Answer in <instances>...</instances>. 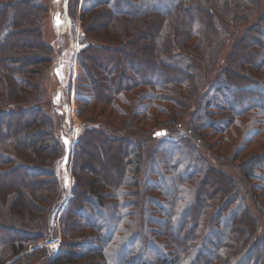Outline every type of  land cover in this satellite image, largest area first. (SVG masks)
Masks as SVG:
<instances>
[{
  "label": "trees",
  "instance_id": "16d2710c",
  "mask_svg": "<svg viewBox=\"0 0 264 264\" xmlns=\"http://www.w3.org/2000/svg\"><path fill=\"white\" fill-rule=\"evenodd\" d=\"M8 1L0 0V231L12 227L14 234L6 240L0 238V264H34L45 261L46 256L48 264H95L94 259L99 264H264V254L258 258L259 254L248 252L256 237L249 239L244 233L256 223L245 200L250 195L256 201L264 200V150L242 165L238 178L214 169L200 150L202 144L210 141L212 145L211 139L217 138L232 150L233 157L248 144L264 140V0H63L66 20L73 29L70 60L61 63L66 114L55 109L51 99L45 110H26L22 105L16 110L19 92L27 93V81L13 73L4 53L12 47L22 49L18 68L23 71L35 60L33 55L47 57L46 65L39 64L42 77L39 74L30 88L32 103L38 101L45 71L61 82L59 66H53L60 61L55 47L42 36V20L52 10L38 1ZM15 12L34 25L32 38L38 47L32 52L24 49L30 36L17 29ZM217 12L225 20L218 19ZM100 20L110 31L100 40L103 44L97 45L90 42V33ZM219 20L231 25L234 33L244 30L231 62L248 78L240 85L233 73L229 77L220 73L200 96V87L184 60L187 56L208 59L221 38ZM126 33L136 40L149 38L145 51L164 63L165 78L145 60L142 64L152 74L137 73L132 65L137 56L125 52L129 44ZM75 39L79 42L76 53ZM101 54H125L129 67L124 81L117 78L121 73L117 69L111 75L104 68L102 82L93 78L87 58L99 60ZM42 57L36 60L43 61ZM223 80L226 86L218 85ZM73 88L80 114L97 110V104L104 102L122 112L124 106H132L131 116L137 115L139 120L170 113L176 106L175 114L184 116L183 109L189 105L203 108L197 113L201 110L204 117H194L189 139L179 141L158 137L156 131L149 138L139 137L137 133L149 132L123 120L119 128L131 134L111 135L114 129L108 124L89 119L78 127L74 138L69 104ZM4 122L16 129L11 132ZM235 128L242 133L241 143L231 139L230 132L238 135ZM105 137L111 143L129 144V150L122 146L110 150L109 165L114 173L96 174L93 167L101 162L103 151L92 154L87 147L108 143ZM18 173L41 188L39 196H43L38 201L26 190L31 200L25 202L21 194L10 191ZM209 180L212 191L206 187ZM253 180L256 184L250 194L245 193L244 187ZM16 209L25 212L15 214ZM261 210L264 216V207ZM31 211L41 212L44 221L41 217L29 221ZM22 215H27L26 220L15 219ZM57 219L60 242L45 245L54 238ZM23 223L28 227L16 228Z\"/></svg>",
  "mask_w": 264,
  "mask_h": 264
},
{
  "label": "rangeland",
  "instance_id": "374dc122",
  "mask_svg": "<svg viewBox=\"0 0 264 264\" xmlns=\"http://www.w3.org/2000/svg\"><path fill=\"white\" fill-rule=\"evenodd\" d=\"M9 1L17 2L19 0H9ZM27 1H30L33 3L38 1L37 3H39V5H42L46 9L52 10L51 16L48 13L46 16H44L42 20L43 21V32H44V34L42 33V36L44 35L43 38L48 43H50L52 46H54L56 49V57L58 58L60 62L54 63L53 66L55 67L56 64H58L59 67L57 69V72L60 73L61 75L60 76L61 82L58 80H56L55 82V80H53L54 75L51 76V71H45L44 78H43L44 81L41 84V86H38V90H37L36 99L38 101L35 103H32V101L35 99L32 93L33 89H30V88L35 82V78L39 74H41L40 73L41 71H39V64L46 65V62L48 61V59L45 55L35 54L31 57V58H35V60L33 59L31 64L28 63L26 65V67H28V71H23L22 69L18 68L19 67L18 65L20 64L19 57H20V53L22 52V49H20L19 51L14 50L13 47L10 50L8 49L4 53V55L8 57L9 65L13 67V73L19 74L20 76L25 78V80L27 81V86H25L27 93L21 94L19 92L20 96H18V99L16 101L18 102L17 103L18 105H16L17 106L16 110L21 109L20 108L21 105L23 106L22 109H26V110H33L35 108H39V109L44 108L45 110L51 99L54 108L58 109L59 112H61L62 114H66L67 109H66V104L64 100L65 94H64V87L62 83V79L64 76L62 75L63 71L61 69V63L64 65L67 61L70 60V52H71V47H72V39H71L70 33L72 35L73 29L71 28L70 24L66 20L63 0H27ZM217 15H218V19L222 21L225 20L221 14L219 15L218 13ZM78 17H80V14H78ZM14 19H15V23H17V29L23 31L24 35L30 36L29 45L26 46V48L23 46L24 49H27L30 52L36 50V48L38 47V43L36 39L32 38V35L34 33V25L28 19L21 20V18H19L16 12H15ZM101 21L102 20H100L99 23L98 21H96L93 27H91L92 31L90 34L92 36V39L90 42L97 44V45L103 44V42H101L100 40L103 41L107 33H109L110 31L108 30L109 28L107 26L105 27L104 22L100 23ZM80 22L81 21L79 20L77 21V27L80 26ZM247 22L249 23L248 20ZM220 24L222 26L221 38L215 44L216 46L215 45L213 46V49L208 55V59L204 57L202 58V60L200 59L196 60L194 57L187 56V59L189 61L187 59L184 60L185 64L189 68V72L193 75L194 80L197 81L200 87V92H199L200 96L205 91H207V85L211 83L213 79L217 78V76L220 73L226 72L228 77H229V73H233L235 75V78L239 81L238 84L240 85L245 78H248L245 75H242L243 74L242 71H239L237 67H234L231 62V58H232L231 56L235 51L236 44L242 38L244 30L240 29V31H238L237 33H234L235 31L231 25L226 24L221 21H220ZM133 28L134 27L130 29L131 33H133ZM103 31H106V33L105 32L103 33ZM119 33H122V31H119ZM113 37H115V35ZM124 38H126V40L129 41V44L125 48V52L132 53V54L134 53L137 56V59L134 60V63L132 65L135 68H137L136 71L139 75L145 74L149 76L152 74V71L150 69L145 68V66H143L142 61L145 60V61H149L153 63L154 72L156 74H159L162 78H165L162 72V65L164 63L162 62L161 64L158 62L156 58L152 59L151 57L147 56V51H145V47H146L145 45L150 41L148 37L144 39L140 38L136 40L132 34L128 35V33H126L124 34ZM195 41H196V38L194 39V42ZM179 47H181V45H179ZM78 48H79V42L77 41V39H75V41L73 42V49L75 53L77 52ZM38 56H43L42 57L43 61L36 60V57ZM97 58H99V60L98 59L91 60V58H87V67L89 69L88 72L92 73L94 79H98L99 81L102 82V80H100L101 71H103V69L105 68L106 70L110 71L111 75L116 69L121 71V73L119 72L117 73V78L120 80V82L124 81L125 72H127L128 67H129V62L127 58L125 57V54H121V55L120 54H117V55L101 54L100 56L98 55ZM51 65H49V67H51ZM73 65H74V69H76V58L73 61ZM54 69L55 68H53V70ZM221 69L228 70V71L222 72ZM42 75L43 73L41 74L40 77H42ZM104 80H106L107 82V78H104ZM114 84L116 85V82ZM218 85L226 86V83L223 80ZM251 88L253 89L255 87L251 86ZM70 95H71V102L69 103L70 104V117L73 123L72 127H73L74 138H75L78 127L83 122L86 123L87 119H89L93 121V123L95 124H99V123L108 124L112 129H114L112 130L114 133H111V135L127 137V135L131 134L129 130L123 131L122 130L123 128L122 129L121 127L119 128L120 126L119 122L123 120L126 122V124L127 122L129 124H132L130 122H133V124L137 123V125L139 126L141 130L149 132L146 135H140L141 133L139 134L137 133L136 135H139V137L149 138L151 137L150 133H153L154 131H156V135L158 134V132L162 133L165 131V134H161L157 136L163 137L165 140L169 139L170 141L172 140L179 141L183 138L189 139V133L191 129L190 123L193 122L195 118L202 119L204 117V114L201 110L199 111L200 113H197L199 109H203V108H199V106L193 107L192 104H191L192 106L191 108H190V105L187 106V108L184 107L183 109L185 110L184 116L176 115L175 109H177V106L174 109L172 106L170 107V109H173V110L170 113H159L157 115L155 114L154 117L146 118L145 120L140 119L141 121L139 120L137 115L135 117L131 116V113L133 111L132 106H124V111L122 112V111H118L117 109L113 108L111 105L104 103V102L102 104H97L99 106L98 107L99 109L86 110L84 111L83 114H80V111H78L80 106L79 104H76L75 102L74 88L73 90H71ZM262 95L264 97V93H262ZM196 96H197V93H195V97ZM23 102H28L29 104H24ZM183 104L186 105L185 102H183ZM200 107L202 106L200 105ZM24 121L25 120H23V122ZM173 122L175 124L177 123L178 124L180 123V124L174 126ZM4 124H7L9 126V129L11 130V132L14 129H16L15 126L11 124V122H4ZM119 129L122 131H118ZM235 129L238 135L236 136L232 132H230L231 139H234L233 142H235L236 144L241 143L242 137L240 135L242 133L239 128H235ZM237 137H240V138H237ZM105 138L109 140L108 143H106L105 141L99 142L98 144H96L95 149H91L87 147L88 152L92 154L95 153V150L97 152L103 151L104 156L101 159V162L93 167L94 172L96 174H103L104 172L114 173V168L109 165L110 164V158H109L110 150L114 151L115 149H117L118 146H122V148L124 149L126 148L129 150V144L119 145L117 141L111 143L110 142L111 140L109 138L107 137ZM217 141H218L217 138H212L211 139L212 145H209L210 143L209 141L207 145L202 144V146L200 147V150L205 153L206 157L209 160V164H211V166L214 169L223 171L224 174L232 178L240 177L242 165L245 164L249 160V158H253L254 155H262L261 154L262 150H264V140H263V141H260L259 143L248 144L246 149H244L243 152L238 153L237 151L235 152V155L232 157L230 156L232 150L229 151L228 150L229 148L227 147L225 148L224 143L220 141L217 142ZM154 144L155 142L153 141L152 145ZM21 181H23L24 183L23 188L21 187L22 185ZM69 183H70V179H68V184ZM165 183H168L167 180H165ZM255 184H256V181L253 180V182H251L249 186L246 185L244 187V192L248 193L251 187L254 186ZM206 187L207 188L210 187L211 188L210 190L212 191L214 189L213 182L211 180L207 181ZM10 191L11 192L16 191L17 193L21 194L23 196L22 200L24 202L29 199L26 197L25 192L30 194V197L34 199L35 201L39 200L38 197L43 196L42 194H40L39 196V193H42L41 188L34 187L31 181H26L25 177L19 173L13 177L12 189H10ZM245 196L246 195L244 194V198ZM257 197H260V196L258 195ZM245 202L247 203L246 210H248L252 218L256 220L253 230L250 228L247 230L244 229V233L249 234V239L256 237L254 243L250 246L248 252L252 251L253 254H259L258 256L259 258L261 254H264V243L262 242V239L264 237V216L261 210L264 207V200H261V198H257V201H256L254 199V196L250 195L249 200L247 201L245 200ZM23 209H16V210H13L12 212L15 214L17 213L24 214L23 212L25 211H22ZM17 217L18 218H15V219L26 220L27 215L26 216L22 215V218H20L19 216ZM36 217L37 218L41 217L44 221L43 214L41 212L38 213L35 211H31L29 221L30 220L33 221L32 219ZM14 221L15 220L12 219L11 223H13ZM58 221L59 219L56 220V225H55L56 228L54 231H52V235L54 238H52L50 241L45 243V245L59 244L60 231H59ZM17 226L19 227H16V228H19L21 230L22 228L28 227V224L23 223V226H20L17 224ZM12 229H13L12 227H9V228H5L3 231H0V238L6 240L8 236H12L14 234ZM254 247H257V248H254ZM48 261L49 260L46 256L45 261L40 259L34 264H48L47 263ZM94 261H95V264H99V262L96 261L95 259Z\"/></svg>",
  "mask_w": 264,
  "mask_h": 264
},
{
  "label": "water",
  "instance_id": "95a60500",
  "mask_svg": "<svg viewBox=\"0 0 264 264\" xmlns=\"http://www.w3.org/2000/svg\"><path fill=\"white\" fill-rule=\"evenodd\" d=\"M161 134H165V131H164V132H162V133H161V132H158V134H157V135H161Z\"/></svg>",
  "mask_w": 264,
  "mask_h": 264
}]
</instances>
